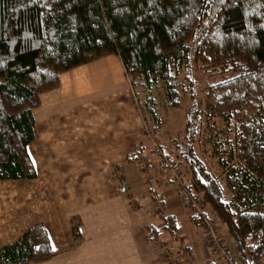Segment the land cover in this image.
I'll use <instances>...</instances> for the list:
<instances>
[{
	"label": "trees",
	"instance_id": "1",
	"mask_svg": "<svg viewBox=\"0 0 264 264\" xmlns=\"http://www.w3.org/2000/svg\"><path fill=\"white\" fill-rule=\"evenodd\" d=\"M107 55L119 58L131 86L161 82L169 102L185 66L213 78L172 157L244 263L262 260L264 0H0V181L36 177L28 147L39 96L58 87L60 74ZM209 118L223 127L212 152L228 197L193 149ZM80 224L72 219L74 243ZM54 254L37 223L0 247V264H37Z\"/></svg>",
	"mask_w": 264,
	"mask_h": 264
},
{
	"label": "crops",
	"instance_id": "2",
	"mask_svg": "<svg viewBox=\"0 0 264 264\" xmlns=\"http://www.w3.org/2000/svg\"><path fill=\"white\" fill-rule=\"evenodd\" d=\"M39 101L28 148L36 177L0 186V211L8 213L0 214V247L41 223L55 254L38 264H169L165 255L173 260L180 247L193 251L196 264H220L201 226L183 218L189 213L170 177L161 176L159 156L141 149L143 122L118 57L60 74L58 87ZM127 162L145 166L136 180L144 187L138 201L125 190ZM70 217L81 221L76 243ZM166 219L171 228L162 227Z\"/></svg>",
	"mask_w": 264,
	"mask_h": 264
},
{
	"label": "rangeland",
	"instance_id": "3",
	"mask_svg": "<svg viewBox=\"0 0 264 264\" xmlns=\"http://www.w3.org/2000/svg\"><path fill=\"white\" fill-rule=\"evenodd\" d=\"M197 68L199 67L196 66L193 68L191 64L190 66H185L184 68H182L177 79L178 85L174 87L176 92L178 93L177 95L178 98L173 101L171 100V102L167 100L165 87L161 82L155 83V85H152L149 89H145L144 87L140 86V83L135 86H131L129 82L132 93L134 94L136 106L138 108V114H140V117L143 122L144 136L142 137L141 149H143V151L146 150V155L153 154L154 157L156 158L158 156L155 155L154 153L155 148L164 146L165 152H167L168 155L165 152L164 153L172 161H174L172 156H174V153L176 151L174 150L173 146H175V144L177 145V143L184 140L183 138L186 133V131L184 130L185 122L187 119L191 118L190 116L194 111V108H198V109L202 108L203 94L201 92V89L204 88L207 82H211L213 79V78L209 79V77L201 75V72ZM145 103H147V105ZM201 126L203 127V129L201 130L202 132H200V134L197 137H195V140L192 143L195 156L201 159L209 167L210 171L221 181L223 185L224 195L228 197V190L223 184L224 182L223 172L217 166L216 156L212 152V142L215 140V137L217 138L216 139L217 141L223 138V134H222L223 127L221 125L220 119L219 118L206 119L205 123ZM135 156L136 155H134V157ZM162 164L163 163L161 162L160 167L162 166ZM142 165L143 167L141 170L138 169L136 164L133 162H127L124 166L127 169L126 176L123 180V182L125 181V187H126L125 190L130 196L132 195V190H133L135 201H138V197L142 195L141 190L143 191L144 189V187L141 184L138 185L136 181L138 178H140L139 175H144L145 166L144 164ZM163 167H161L162 170L159 171L161 176L163 178L169 177L168 172H164ZM179 169L182 171V175H183L181 184L184 186H189L190 181H188L186 175L184 174L183 169L181 168ZM119 177L117 178L120 180ZM132 179L134 181H131ZM9 181H14V180L0 181V186H2L5 189L6 188L5 186ZM173 184L175 183L173 182ZM148 186L151 188L153 192L155 191V189L151 185ZM149 187L146 186L147 189H149ZM177 190L180 192V187ZM199 197L204 202L206 212H209V208L207 207L204 199L200 196V194ZM131 198H130V202L132 203L134 200H132ZM0 205H1V201H0ZM181 205H182L181 207L182 210L186 211L183 200L181 202ZM260 212L264 213V209L262 208ZM1 213L8 214L6 211H0V214ZM188 216L189 215H187V217L183 215V218L187 220L189 224H191L189 219H187L190 218ZM211 217L215 219L220 234L222 235V239L224 238L223 245L226 246L229 249V251L233 253V255L238 256L234 242L225 233L226 232L225 228L222 226V224L218 221V219L215 216H211ZM74 218L76 219L78 217H70L67 220L68 235L70 236V239H72V242H73V238H72L71 223H72V219ZM34 224L30 225L28 228H30ZM28 228H26L23 232H25ZM22 233L18 236V238L22 235ZM250 246L251 248H253L254 244L250 242L249 248ZM259 263L264 264V258L260 260ZM31 264H36V263H31Z\"/></svg>",
	"mask_w": 264,
	"mask_h": 264
},
{
	"label": "built area",
	"instance_id": "4",
	"mask_svg": "<svg viewBox=\"0 0 264 264\" xmlns=\"http://www.w3.org/2000/svg\"><path fill=\"white\" fill-rule=\"evenodd\" d=\"M155 155L159 156L162 165L166 172H168L170 179L175 183L177 188L180 187V193L185 204V209L189 213V216L196 220V224L202 228V239L209 250L220 261V264H238L236 256L229 251V249L223 245L222 235L216 224L215 219L206 214L203 200L199 197V193L193 187V185L184 186L181 184L182 171L178 168L176 162L172 161L165 153H163L158 147L154 150ZM143 165L139 168L142 169ZM160 217H165L162 214L161 209H157ZM172 224L169 220H165L162 223V227L171 228ZM251 248V246H250ZM165 258L169 260V264H196L194 256L191 250L184 247H180L179 254L170 260L169 256L165 255ZM251 264H262L259 262Z\"/></svg>",
	"mask_w": 264,
	"mask_h": 264
}]
</instances>
